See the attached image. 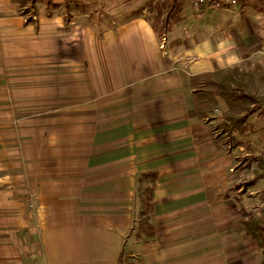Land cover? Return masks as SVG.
I'll list each match as a JSON object with an SVG mask.
<instances>
[{"label":"crops","instance_id":"0c3cea01","mask_svg":"<svg viewBox=\"0 0 264 264\" xmlns=\"http://www.w3.org/2000/svg\"><path fill=\"white\" fill-rule=\"evenodd\" d=\"M146 1L37 0L26 23L0 0V264H118L145 173L155 242L136 259L260 264L240 206L264 125L226 153L191 113L195 77L264 69V0H187L164 38Z\"/></svg>","mask_w":264,"mask_h":264},{"label":"trees","instance_id":"16d2710c","mask_svg":"<svg viewBox=\"0 0 264 264\" xmlns=\"http://www.w3.org/2000/svg\"><path fill=\"white\" fill-rule=\"evenodd\" d=\"M10 1L19 6V14L26 19V23L34 21L37 0ZM239 1L241 4L254 5L250 0ZM186 3L187 0H147L142 10H148L145 20L159 38H164L175 24L184 21ZM258 86L264 87V69L252 71L239 65L217 69L193 79L195 108L191 115L208 128L215 145L226 153H231L244 145L242 137L252 130L249 121L252 116L264 117V96L256 93ZM248 159L257 161L259 167V172L254 173L245 183L246 187H253L260 180H264V159L258 155ZM157 178V174L145 173L139 178L137 187L141 207L138 212V224L133 231H136V236L142 240L144 246L155 242L154 227L151 224L154 189L150 184ZM241 214L245 233L261 252L260 264H264V208L256 211L242 208ZM118 264L144 263L135 258L134 252L123 251Z\"/></svg>","mask_w":264,"mask_h":264},{"label":"rangeland","instance_id":"374dc122","mask_svg":"<svg viewBox=\"0 0 264 264\" xmlns=\"http://www.w3.org/2000/svg\"><path fill=\"white\" fill-rule=\"evenodd\" d=\"M195 0H193V7ZM201 8V7H200ZM208 8V7H206ZM199 9V8H198ZM211 9V8H209ZM256 93H258L260 96H264V87L258 86L256 88ZM249 121H251L252 125V130L250 132V135L255 134L257 130L264 125V117L263 116H252ZM257 154V153H256ZM248 169V172L246 173V177L242 179V181H248L253 177V172L251 171V166ZM144 187V185H143ZM245 193L247 194V197H242V204H241V209L245 208L250 211H256L264 208V180H260L258 184H256L253 187H246L245 188ZM243 196V195H241ZM143 248V243L142 240L139 239L136 236V231L132 232L130 236L127 238V243H126V252L127 251H132L137 255L140 251V249Z\"/></svg>","mask_w":264,"mask_h":264},{"label":"built area","instance_id":"2783aa9c","mask_svg":"<svg viewBox=\"0 0 264 264\" xmlns=\"http://www.w3.org/2000/svg\"><path fill=\"white\" fill-rule=\"evenodd\" d=\"M195 7H208L211 9L235 8L239 5V0H195ZM258 153L264 159V147L260 148Z\"/></svg>","mask_w":264,"mask_h":264}]
</instances>
